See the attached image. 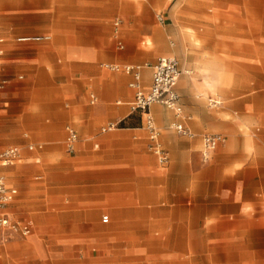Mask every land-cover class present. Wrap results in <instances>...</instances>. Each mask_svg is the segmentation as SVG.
Returning <instances> with one entry per match:
<instances>
[{"label": "crops", "instance_id": "obj_1", "mask_svg": "<svg viewBox=\"0 0 264 264\" xmlns=\"http://www.w3.org/2000/svg\"><path fill=\"white\" fill-rule=\"evenodd\" d=\"M263 49V0H0V91L8 75L50 70L48 126L59 131L48 138L45 188H23L22 153L0 163V177L18 190L0 206V264H91L96 246L114 248L94 264L130 262L155 234L180 264H264ZM161 57L182 71V117L151 109L167 166L132 111V76L107 68L141 66L149 91ZM66 98L72 104L61 116ZM16 118L0 109L2 152L20 148L12 146ZM68 123L79 136L73 154L66 140L62 148ZM176 123L195 138L179 136ZM110 124L120 127L102 133ZM215 134L226 142L205 161L203 138ZM4 217L31 234L5 231Z\"/></svg>", "mask_w": 264, "mask_h": 264}, {"label": "rangeland", "instance_id": "obj_2", "mask_svg": "<svg viewBox=\"0 0 264 264\" xmlns=\"http://www.w3.org/2000/svg\"><path fill=\"white\" fill-rule=\"evenodd\" d=\"M263 29H264V0H263ZM50 70L33 68L32 70H25L18 76L8 75L4 80L7 81V85L3 91H0L1 95H5L4 100L1 102L0 109L15 111L20 114V118H16L19 121L16 128V142L12 146H19L21 149L23 162L17 165L22 168L23 177V188L30 190L32 187L45 188L47 177L51 173L50 165L51 162L46 159L47 145H49L48 138L54 140L59 134L52 130L48 125L50 121V113L53 111V106L50 102L52 96V87L50 85V78L48 76ZM248 77L254 78L255 71H247ZM20 77H23L20 79ZM58 84H63L64 79H57ZM264 93V49H263V91ZM55 93H62L64 91L55 90ZM89 102V99H88ZM70 100L66 98L65 107L61 103L59 108L60 115H63L64 109L69 110ZM13 125H7L5 131L10 134L12 133ZM75 128L73 124L64 125L65 137L63 140V151H65V140L67 138V128ZM57 141V140H56ZM51 145V144H50ZM53 150L56 153L62 151L59 147V143L56 142ZM34 147V151H30V147ZM2 151H0L1 153ZM31 166L35 170H31ZM52 230H36L39 236H48L52 234ZM108 236L111 235V231L105 229ZM144 236H149L150 233L147 231L140 232ZM94 234V233H90ZM149 241V245L137 246L135 248V255L132 261L123 262L119 264H180L173 260L174 246H164L159 244V237L155 234ZM107 248V249H106ZM104 248L100 251V247H92L88 252L92 257L91 264H94L95 259L98 255L108 257L109 253H112L111 246ZM140 251L143 255H139ZM167 254V255H166ZM163 258H167L163 260ZM109 262V261H108ZM90 264V263H88ZM198 264V263H196Z\"/></svg>", "mask_w": 264, "mask_h": 264}, {"label": "built area", "instance_id": "obj_3", "mask_svg": "<svg viewBox=\"0 0 264 264\" xmlns=\"http://www.w3.org/2000/svg\"><path fill=\"white\" fill-rule=\"evenodd\" d=\"M162 21V19L160 18ZM50 37L34 38L32 40H50ZM31 40V39H29ZM112 71L123 72L131 75L133 80L130 87L135 91V101L132 107L133 113H139L143 119V126L149 132L150 139L153 142V150L158 156L162 166L169 164L170 158L159 144L160 129L157 127L152 116L151 109L155 105H163L168 110L173 111L178 119L183 115V106L181 97L177 92V85L182 76L179 63L175 58L161 57L157 64L153 67L152 84L149 91L142 86V67L141 66H107ZM120 124H110L102 129V133H108L116 130ZM172 129L181 137L195 138L194 133L181 123L172 125ZM203 158L209 161L213 153H215L222 144L226 142L225 137L219 134L204 136ZM79 141L78 133L75 129L67 128L66 148L68 153L73 154L76 151V145ZM30 151L34 150L31 146ZM21 155V149L11 148L0 153V163L10 165L18 160ZM18 195L17 189H10L4 177H0V206L5 207L12 203ZM108 218H104L107 222ZM1 226L5 231L12 235H21L27 237L31 234L29 228H24L20 224L10 221L7 217L2 218Z\"/></svg>", "mask_w": 264, "mask_h": 264}, {"label": "bare ground", "instance_id": "obj_4", "mask_svg": "<svg viewBox=\"0 0 264 264\" xmlns=\"http://www.w3.org/2000/svg\"><path fill=\"white\" fill-rule=\"evenodd\" d=\"M198 42V41H197Z\"/></svg>", "mask_w": 264, "mask_h": 264}]
</instances>
